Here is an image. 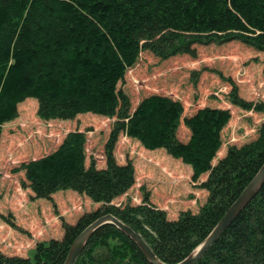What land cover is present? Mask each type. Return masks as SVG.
<instances>
[{"label":"trees","instance_id":"trees-1","mask_svg":"<svg viewBox=\"0 0 264 264\" xmlns=\"http://www.w3.org/2000/svg\"><path fill=\"white\" fill-rule=\"evenodd\" d=\"M231 41L264 51V0H0V142L1 126L19 116V104L27 98L37 99L38 116L46 120H71L89 112L115 118L104 168L93 159L87 164V135L78 129L68 132L54 151L15 169L25 172L22 184L36 198L71 189L100 205L66 224L61 239L37 244L33 257L0 249V264H64L79 234L109 213L140 233L166 263L183 260L201 244L264 164V123L256 139L230 146L214 163L230 109L206 106L184 117L181 100L151 94L132 111L119 84L143 51L161 59L196 57V45ZM230 101L264 112V101H245L236 88ZM182 122L189 130L185 141L178 135ZM121 134L181 159L192 167L193 181L208 174L197 185L208 192L200 209L171 219L149 194L140 204L114 203L136 182L134 164L115 157ZM75 264L151 263L130 237L105 224ZM192 264H264V183Z\"/></svg>","mask_w":264,"mask_h":264},{"label":"rangeland","instance_id":"rangeland-1","mask_svg":"<svg viewBox=\"0 0 264 264\" xmlns=\"http://www.w3.org/2000/svg\"><path fill=\"white\" fill-rule=\"evenodd\" d=\"M196 48V57L180 54L161 59L150 51L141 52L119 87L129 95L132 111L151 94L181 100L184 117L206 106L230 109L231 118L222 131L223 144L216 163L230 146L256 139L264 123V112L247 110L230 101L234 88L245 101H264V51L238 41ZM37 110V99L27 98L19 104V116L1 126L0 249L9 255L33 257L37 244L61 239L66 224L76 223L81 215L100 205L71 189L57 191L50 199L36 198L32 189L22 184L25 172L15 169L54 151L68 132L78 129L87 135V164L93 159L97 167L104 168L106 143L115 118L89 112L71 120H46L38 116ZM178 135L183 141L189 137L183 122ZM115 157L121 164L131 161L136 171L134 186L114 200L117 205L143 203L149 194L151 203L176 219L182 211L197 212L207 200L208 192L197 185L208 174L193 181L192 167L164 148L149 150L138 139L121 134Z\"/></svg>","mask_w":264,"mask_h":264},{"label":"water","instance_id":"water-1","mask_svg":"<svg viewBox=\"0 0 264 264\" xmlns=\"http://www.w3.org/2000/svg\"><path fill=\"white\" fill-rule=\"evenodd\" d=\"M264 183V164L250 181V183L244 188L239 197L229 207L227 212L209 233V235L199 244L187 257L174 264H192L199 260L208 249L218 240L227 227L233 222V220L241 213V211L250 203V201L256 196L261 186ZM105 224H113L118 227L123 233L130 237L145 254L147 260L151 264H170L162 261L151 246L145 241L143 236L135 231L131 226L123 222L115 215L109 213L100 216L90 225H88L75 239L71 246L70 252L64 264H75L80 254L86 247L92 234L101 226Z\"/></svg>","mask_w":264,"mask_h":264}]
</instances>
